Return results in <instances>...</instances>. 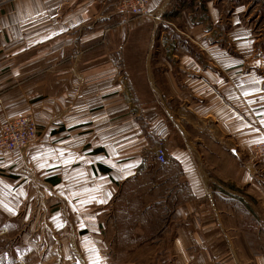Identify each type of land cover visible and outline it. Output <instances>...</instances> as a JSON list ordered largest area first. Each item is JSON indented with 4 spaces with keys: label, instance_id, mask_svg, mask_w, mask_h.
<instances>
[{
    "label": "crops",
    "instance_id": "crops-1",
    "mask_svg": "<svg viewBox=\"0 0 264 264\" xmlns=\"http://www.w3.org/2000/svg\"><path fill=\"white\" fill-rule=\"evenodd\" d=\"M173 1L151 0L146 20L117 0L0 7V130L27 114L40 130L0 150V214L29 223L43 196L54 235L87 256L123 242L172 264H264L260 34L209 1L204 20L184 17L190 52Z\"/></svg>",
    "mask_w": 264,
    "mask_h": 264
},
{
    "label": "rangeland",
    "instance_id": "rangeland-1",
    "mask_svg": "<svg viewBox=\"0 0 264 264\" xmlns=\"http://www.w3.org/2000/svg\"><path fill=\"white\" fill-rule=\"evenodd\" d=\"M209 1L214 7H221L224 10V17L227 16L228 20L235 13H238L240 21L251 29V33L260 34V37L256 35L258 38L257 45L264 52V0H174L171 8L172 16L177 17L172 19L176 20V31L178 30L185 38L192 41L190 42V52H199L200 46L193 42L192 34L185 28L184 17L191 12L198 20H204L205 11L208 10H205L204 6ZM117 6L126 18L134 16L123 12L118 0ZM226 22L225 30H230L233 27L232 23ZM230 46L231 51L234 52V46L231 43ZM26 116H32V114ZM32 117L34 118V116ZM32 204L29 223L20 221L17 223L9 216L0 214V264H160L159 259L162 260V264L173 263L171 255L166 256L165 254L161 257L160 254L155 253L154 247L148 246L141 250L134 246V249L129 252V248L124 246L123 242L117 245L114 243L113 247L106 251L107 256L84 255L80 247L70 245L69 242L62 244L61 235H54V232L46 224L43 196L33 197ZM111 214L115 215V209ZM125 214L128 212L125 211L121 216L124 217ZM120 224L122 225V223ZM108 227L107 240L110 243L113 242L111 241L112 233L116 234L117 231L111 225Z\"/></svg>",
    "mask_w": 264,
    "mask_h": 264
},
{
    "label": "built area",
    "instance_id": "built-area-1",
    "mask_svg": "<svg viewBox=\"0 0 264 264\" xmlns=\"http://www.w3.org/2000/svg\"><path fill=\"white\" fill-rule=\"evenodd\" d=\"M12 0H0V7ZM151 0H118L123 12L145 19L150 17L152 10L149 8ZM0 150L2 151H25L35 142L40 135L37 122L32 116H18L6 120L1 125ZM251 151L256 157H264V140L253 144ZM156 157L161 164L168 160L165 146L160 143L157 147Z\"/></svg>",
    "mask_w": 264,
    "mask_h": 264
},
{
    "label": "trees",
    "instance_id": "trees-1",
    "mask_svg": "<svg viewBox=\"0 0 264 264\" xmlns=\"http://www.w3.org/2000/svg\"><path fill=\"white\" fill-rule=\"evenodd\" d=\"M167 15V13H165Z\"/></svg>",
    "mask_w": 264,
    "mask_h": 264
}]
</instances>
